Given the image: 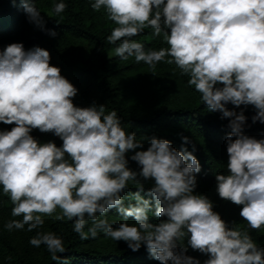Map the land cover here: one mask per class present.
Segmentation results:
<instances>
[{
  "label": "clouds",
  "instance_id": "1",
  "mask_svg": "<svg viewBox=\"0 0 264 264\" xmlns=\"http://www.w3.org/2000/svg\"><path fill=\"white\" fill-rule=\"evenodd\" d=\"M91 6L105 9L117 25L107 37L119 42L116 57H134L153 70L162 61L175 63L207 109L229 120L228 172L216 175L217 192L242 206L239 214L251 229L264 227V138L245 133L248 117L241 108L252 106V123L264 124V0H94ZM22 7L30 22L45 27L34 0H22ZM66 7L57 3L54 12ZM147 28L157 37L163 33L168 47L146 50L133 39ZM50 60L40 46L0 49V122L15 125L0 130V185L14 205L12 215L22 217L8 221L7 230L39 229L43 217L59 209L55 219L73 221L80 239L103 232L133 251L146 247L159 264H201L188 255L189 247L208 257L203 264H264V247L247 231L229 227L213 202L195 192L201 165L186 146L188 137L181 149L152 137L145 150L115 110L77 106L78 89ZM34 129L53 133L62 145L41 143ZM129 152L138 171L129 167ZM139 178L154 182L146 195ZM111 210L123 218L116 226L107 219ZM30 244L45 245L54 261L66 251L52 232H37Z\"/></svg>",
  "mask_w": 264,
  "mask_h": 264
},
{
  "label": "trees",
  "instance_id": "2",
  "mask_svg": "<svg viewBox=\"0 0 264 264\" xmlns=\"http://www.w3.org/2000/svg\"><path fill=\"white\" fill-rule=\"evenodd\" d=\"M36 6L43 5L53 17L45 16V27L40 28L30 22L23 7L22 0H0V49L11 43H23L25 49L40 46L50 52L52 65L61 69V74L78 89L73 98L77 106L88 107L93 104L105 105L106 114L115 110L126 132H134L142 140L146 150L150 138L168 139L173 147L183 148V137H188L187 148L197 156L201 171L196 174L197 183L203 187L204 195L213 202L214 211L218 212L229 227L247 231L258 247H264V227L251 229L240 216L242 206L220 198L217 192L216 175L227 174V141L230 129L228 119H221V113L211 112L203 103L201 94L194 86L188 84L190 76L183 74L175 63L160 62L150 69L143 62L137 63L134 57L121 60L114 55L118 46L110 44L107 37L117 25L108 18L106 10L95 11L94 0H34ZM63 2L66 10L60 14L54 12V6ZM56 33L55 36L51 32ZM153 29L147 28L134 40L144 44L145 49L159 50L167 48L163 33L154 36ZM111 55L112 57H110ZM170 59V57H166ZM231 109L234 106L229 104ZM248 117L245 133L258 139L264 138V124L252 123L255 113L252 106H241ZM237 108L236 111H240ZM15 125L0 122V130H11ZM41 143L54 141L58 146L62 140L53 133H42L38 129L31 133ZM129 167L138 166L130 159ZM153 184V183H152ZM151 184V186H152ZM130 191L135 186L129 183ZM145 187L146 195L148 188ZM10 197L3 193L0 185V217L5 215L12 220L22 217L12 215ZM44 216L45 224L29 232L30 239L37 232H52L61 237L66 251L60 255V261H54L45 245L33 246V250L22 251L13 242L10 234L3 227L0 219V264H159L150 256L146 247L133 251L127 242L118 241L113 246H98L91 239L82 240L73 231L74 222L56 220L55 215ZM110 223L118 224L123 218L111 210L107 214ZM150 222L158 218L150 215ZM129 223H133L129 218ZM91 225L89 221L87 227ZM183 244L187 246V237ZM188 255L203 261L208 257L188 248Z\"/></svg>",
  "mask_w": 264,
  "mask_h": 264
},
{
  "label": "rangeland",
  "instance_id": "3",
  "mask_svg": "<svg viewBox=\"0 0 264 264\" xmlns=\"http://www.w3.org/2000/svg\"><path fill=\"white\" fill-rule=\"evenodd\" d=\"M37 7L40 9V11H41V15H42L43 17L47 16V13H48V12H47V10L44 8L43 5H40V3H39V5H37ZM132 169L138 171V170H139V166H133ZM139 179H141V181L143 182L144 187L151 186V184L154 183V182L151 181V180H149V181H143V178H139ZM129 183H132V185H133L134 182H129ZM136 190H137V189L135 188L134 191H136ZM195 192H196L197 194H203V195H204V189H203V187L200 186L198 183H197V187H196V189H195ZM0 219L3 220V227H4V225H5L8 221L12 220L10 217L5 216V215L1 216ZM157 220H158V219H157ZM5 230L10 234V236H11L13 242L16 244V246H17L20 250H22V251L33 250L34 247H33V245L30 244V237H29V235H28V233H27V231H26L25 228L22 229V230H16V229H13L12 231H9V230H7V229L5 228ZM91 240H92V242H93L94 244H96V245H98V246H102V247L107 246V245H108V246H113V245H115L116 243H118V241H115V240L111 239L110 237H106V236L104 235L103 232H100V233L97 235L96 238L91 239ZM119 242H120V241H119ZM1 261H2V259H1V252H0V262H1Z\"/></svg>",
  "mask_w": 264,
  "mask_h": 264
}]
</instances>
